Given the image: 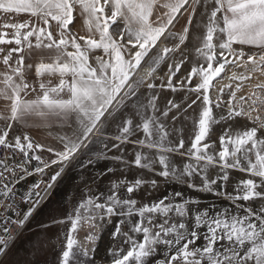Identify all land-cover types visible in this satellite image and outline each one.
<instances>
[{
    "label": "snow or ice",
    "instance_id": "1",
    "mask_svg": "<svg viewBox=\"0 0 264 264\" xmlns=\"http://www.w3.org/2000/svg\"><path fill=\"white\" fill-rule=\"evenodd\" d=\"M104 161L15 264H96L113 218L101 264H264V0H0V264L70 167Z\"/></svg>",
    "mask_w": 264,
    "mask_h": 264
},
{
    "label": "rangeland",
    "instance_id": "2",
    "mask_svg": "<svg viewBox=\"0 0 264 264\" xmlns=\"http://www.w3.org/2000/svg\"><path fill=\"white\" fill-rule=\"evenodd\" d=\"M189 51L192 53V56L190 58L193 60V66H198L195 63L194 47L191 44H189ZM146 60L147 57L145 58V61ZM145 61L141 62V67L147 65ZM187 69H188V64L186 63L181 69V74H186ZM164 70H166L165 63H162L156 69V71H164ZM173 82L175 83V78ZM156 83L159 84L160 81L156 80ZM178 95L179 94H173L170 91L164 90L161 92V101H159L158 103H162L166 98H173L174 96L178 97ZM45 158L51 159L54 157L50 155V156H45ZM109 163L110 162L108 161L100 162L95 167L89 165V167L85 169L83 173L78 168L70 167L69 170L60 179H58L57 183L52 188V192L49 195L48 199L42 204V206L39 208V210L31 220L29 225L27 226L22 236L14 244L13 255L11 256V261L13 262V264H15V262L17 261H22L28 258L27 250L29 247H31L29 241L33 240V238L41 231H46L47 235L53 238L52 243L54 245H57L59 243V241L56 239V236L60 231H63L66 228V226H52V227H45V226H47L53 218L63 217L66 214V209L70 207V203H69L70 193L75 194L74 196L71 197L72 202H74L75 199L81 195L80 180L78 179V177H86L87 180H91L94 172L103 171L105 168L109 166ZM56 169L57 166L52 171L47 170L48 175L53 174L54 170ZM48 175L44 176L45 180L48 179ZM110 177H112L111 173L105 176L102 181H98L101 190L104 189V182L107 181ZM131 177L132 174H130L129 178ZM34 179L35 178L25 182V184L21 188V191L26 190L28 186L34 181ZM168 187H170L172 190H182L174 185L166 186V189L161 191L160 195L167 194ZM183 191H185L186 195L192 197L201 195L199 193L191 192L190 190L187 189H183ZM141 197H143V192H141ZM213 200L214 197H207L205 203L201 204V207L206 206L207 203H210ZM20 208L26 209L27 205L26 204L21 205ZM115 220L116 218H113L112 225L106 226V230L103 232V235L100 238L99 247L96 250V264H101L102 258L104 259L107 258V250L112 244V241L110 240V234L114 230ZM57 254H58L57 252L52 251L46 256L42 257V259L47 261V264H53L54 258Z\"/></svg>",
    "mask_w": 264,
    "mask_h": 264
},
{
    "label": "built area",
    "instance_id": "3",
    "mask_svg": "<svg viewBox=\"0 0 264 264\" xmlns=\"http://www.w3.org/2000/svg\"><path fill=\"white\" fill-rule=\"evenodd\" d=\"M33 164H35V162H33ZM33 178H35V177H29V178L27 179V181H29V180H31V179H33ZM27 181H25V182H27ZM25 182H22V184H21V185H18L17 187L21 189L22 186L25 184ZM53 187H54V186H53ZM51 192H52V189H51L50 192L48 193V196L45 197V201L48 199V197H49V195L51 194ZM45 201H44V202H45ZM44 202H43V203H44ZM43 203H42V204H43ZM21 205H24V203H21L20 206H21ZM41 206H42V205H41ZM41 206H40V207H41ZM38 210H39V209H38ZM0 212H3V209H0ZM36 213H37V212H36ZM34 216H35V215H34ZM34 216H33V217H34ZM33 217H32V218L30 219V221L24 226V228H23L22 230H18V229L16 228L15 225L11 226V227H12V233H13L14 236H16V241H15V243H16V242L19 240V238L22 236V234H23L24 231L26 230L27 226L29 225V223L31 222V220L33 219ZM14 218H15V217H14ZM18 231L20 232V235H17V232H18ZM15 243H14V244H15ZM13 246H14V245H13Z\"/></svg>",
    "mask_w": 264,
    "mask_h": 264
},
{
    "label": "bare ground",
    "instance_id": "4",
    "mask_svg": "<svg viewBox=\"0 0 264 264\" xmlns=\"http://www.w3.org/2000/svg\"><path fill=\"white\" fill-rule=\"evenodd\" d=\"M148 67H149L148 65H145V66L141 67L140 69H138V71H144V70H146ZM158 70H159V69H158ZM160 70H161V69H160ZM165 71H166V70H164V71H156L155 73H153V77H157V76H159V77H163ZM156 80L160 81V79H156ZM55 167H56V166H53L52 169H51V171H52L53 169H55ZM54 171H55V170H54ZM47 196H48V194H47ZM47 196H46V197H47Z\"/></svg>",
    "mask_w": 264,
    "mask_h": 264
},
{
    "label": "crops",
    "instance_id": "5",
    "mask_svg": "<svg viewBox=\"0 0 264 264\" xmlns=\"http://www.w3.org/2000/svg\"><path fill=\"white\" fill-rule=\"evenodd\" d=\"M32 135H34L38 140H40L41 142H44L45 140V137L41 134V133H36V132H33V133H30ZM51 154H48V153H44V156H50ZM52 156V155H51Z\"/></svg>",
    "mask_w": 264,
    "mask_h": 264
}]
</instances>
